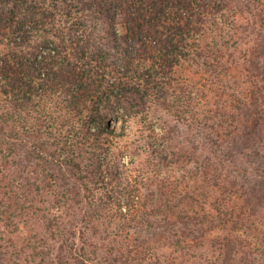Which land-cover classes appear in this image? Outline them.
Instances as JSON below:
<instances>
[{"label": "trees", "instance_id": "trees-1", "mask_svg": "<svg viewBox=\"0 0 264 264\" xmlns=\"http://www.w3.org/2000/svg\"><path fill=\"white\" fill-rule=\"evenodd\" d=\"M57 1L67 4L70 13H63L62 6L55 5ZM8 2L0 0V7ZM237 4L232 5L230 0H15L14 8L4 10L5 13L0 8V28L10 33L0 38V153L12 162L19 159L15 166L22 171L21 176L12 179L14 183L9 184L6 196L11 194L30 203L32 211L35 196L50 192L61 212L60 220L69 217L66 236L59 233L46 237L33 247L42 260L46 259V264L92 261L86 258L85 248L79 253L76 242L70 244L71 239L67 238L80 231L73 213L75 209L84 213V202L92 214L101 213L106 206L101 191L118 179L113 171L119 164L113 163L112 138L121 135L103 125L97 131L90 128L94 119L107 118L102 115V103L115 96L103 91V81L93 75V64L100 67L112 64L128 73L136 55L153 44L151 47L162 56L186 51L194 60L202 59L205 68H217L218 58L228 56L225 48L236 28L235 18L231 20L228 16L245 11L252 15L253 22L247 23L251 35L243 36H251L243 42L249 46L243 61L251 79L261 75L259 82L264 85V0H241ZM73 9L77 12L86 9L84 17L69 22ZM238 38L241 39L239 35ZM240 45L238 42L236 47ZM210 60L217 64H211ZM95 100L98 107L87 113L89 101ZM245 105L248 111L240 106L236 109L245 114L241 116L249 125L233 116L239 140L229 134L226 143L231 145L228 154L232 161L234 157L244 159L239 160L242 174L247 173L248 163L253 164L250 173L253 182L249 184L250 195L244 206L245 215L250 217L258 216L264 206V104L260 110L255 102L252 106ZM173 156L161 154L158 160L166 165L175 163L176 157L177 161L182 159L177 152ZM185 157L187 176L196 178L201 174L202 183H206L185 192L186 203L200 208L197 211L193 208L195 215L187 216L195 227L190 233L194 236L192 233L200 232L205 225L203 218L209 210L204 204L211 194L208 186L217 175L207 178L210 164L206 166V162L210 161L206 158L200 163V156L194 152ZM130 195L123 204L127 210L136 202ZM155 195L164 197L165 192ZM0 207L3 215L5 206ZM173 208L167 206L164 211ZM71 212L73 219L69 216ZM52 222L47 220L45 226L50 227ZM84 225L87 228L89 224ZM56 239L68 248L70 253L65 254H70L73 262H63L64 250L51 249L49 241ZM86 240L87 245L97 247L93 236H87ZM5 243L6 239L0 235V264L11 263ZM233 245L231 242L224 249L226 264L235 262L237 244Z\"/></svg>", "mask_w": 264, "mask_h": 264}, {"label": "rangeland", "instance_id": "rangeland-1", "mask_svg": "<svg viewBox=\"0 0 264 264\" xmlns=\"http://www.w3.org/2000/svg\"><path fill=\"white\" fill-rule=\"evenodd\" d=\"M8 1L0 7L4 13L14 8L15 0ZM239 1L230 0L235 6ZM55 5L62 6L63 13H70V7L62 1ZM71 12L69 22L85 15L74 9ZM232 15L236 14H229L228 18H235L236 28L225 48L228 56L218 58L219 64L210 60L211 64L220 65L217 68H205L202 59L194 60L186 51L162 56L151 47L153 44L136 55L128 73L112 64L106 67L93 64V75L103 81V91L115 96L102 103L101 112L107 118L94 119L90 128L97 131L103 125L121 137L112 138L113 163L119 164L113 171L118 179L111 181V178L101 191L106 206L101 213L92 214L84 202V213L80 209L73 213L80 231L67 238L71 239L70 244L76 242L79 253L85 248L86 258L92 260L88 264H226L224 249L231 242L237 244L233 264H264V206L258 216L250 217L245 215L244 207L250 195L249 184L253 182L250 175L253 164L248 163L247 173L242 174L239 160L244 159L234 157L232 161L228 154L231 145L226 143L229 134L238 139L233 116L246 121L241 116L245 114H240L236 107L248 111L245 104L252 106L255 102L260 110L264 104V85L259 82L261 75L251 79L243 61L244 51L249 49L243 42L251 38L243 36L251 35L247 23L253 22L252 15L245 11ZM4 34H10L8 29L0 28V38ZM238 42L241 45L236 47ZM98 105L96 100L89 101L87 113ZM245 124L249 125L247 121ZM174 152L182 159L177 161L176 157L175 163L166 165L159 161L161 154L174 157ZM193 152L200 156V163L203 157L210 161L206 162V166L210 164L207 178L217 177L208 186L211 194L204 204L209 210L203 218L205 225L191 236L195 227L187 216L195 215L193 208H200L186 203L185 192L206 186L201 174L196 178L187 176L185 156ZM18 160L12 162L0 153V206H5L0 215V235L9 247L10 264H46V259L42 260L33 247L40 239L65 234L69 217L60 220L61 212L50 192L35 196L32 211L30 203L11 194L9 198L6 196L9 184L14 183L12 179L21 176L15 166ZM159 191L165 192V196L155 195ZM129 194L136 202L127 210L123 204ZM167 206L174 208L164 211ZM73 214L69 215L72 219ZM47 220L53 221L50 227L45 226ZM85 223L89 224L87 228ZM87 236H93L97 247L87 245ZM49 244L53 251L64 250L63 262H73L71 255L65 254L68 248L60 241L56 239ZM17 252L20 254L15 255Z\"/></svg>", "mask_w": 264, "mask_h": 264}]
</instances>
